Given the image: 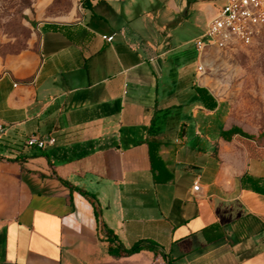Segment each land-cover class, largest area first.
Segmentation results:
<instances>
[{"label":"crops","instance_id":"obj_1","mask_svg":"<svg viewBox=\"0 0 264 264\" xmlns=\"http://www.w3.org/2000/svg\"><path fill=\"white\" fill-rule=\"evenodd\" d=\"M209 1L72 0L36 51L0 58V264H264V193L242 182H264V113L198 70L219 50H196L203 33L177 43ZM137 243L158 253L109 252Z\"/></svg>","mask_w":264,"mask_h":264},{"label":"rangeland","instance_id":"obj_2","mask_svg":"<svg viewBox=\"0 0 264 264\" xmlns=\"http://www.w3.org/2000/svg\"><path fill=\"white\" fill-rule=\"evenodd\" d=\"M209 2L220 8L225 3L224 0ZM162 6L163 3L154 2L150 9ZM70 7L72 0L50 3L48 0H0V58L36 51L38 24L66 14ZM207 21V15H201L198 25L182 24L177 43L182 48L192 47V39L205 32ZM206 57L204 74L211 86L232 101L236 110L261 116L264 113V30L257 42L245 50H211Z\"/></svg>","mask_w":264,"mask_h":264},{"label":"built area","instance_id":"obj_3","mask_svg":"<svg viewBox=\"0 0 264 264\" xmlns=\"http://www.w3.org/2000/svg\"><path fill=\"white\" fill-rule=\"evenodd\" d=\"M223 7L209 22L205 32L194 40V45L199 53L208 48L233 52L245 50L253 46L264 30V0H224ZM107 41H112L114 35L103 36ZM198 70L205 72L204 65H199ZM4 131L0 125V133ZM54 138L48 140L38 136H31L27 144L44 148L47 143H54ZM196 184L194 190H198Z\"/></svg>","mask_w":264,"mask_h":264},{"label":"trees","instance_id":"obj_4","mask_svg":"<svg viewBox=\"0 0 264 264\" xmlns=\"http://www.w3.org/2000/svg\"><path fill=\"white\" fill-rule=\"evenodd\" d=\"M86 1L87 0H83L84 7L88 8V9L92 8V6L87 4ZM196 91L200 92L202 100H204V103L208 109H215L217 103L207 89L197 87ZM235 134H241L247 138H253L252 135H249V134L243 132L240 128H237V127H234V128L227 130V131H222L223 137L228 141H230ZM149 149H150V156H151L152 163L155 165V161H157L160 158L158 143L150 142ZM242 182L244 184H246V183L250 184L251 187L256 192L264 193V182L261 179L254 178V177L246 174L245 176H243ZM109 241L110 242L113 241V238L111 236L109 237ZM142 249H150V250H153L156 253H158L156 246H154L153 244H150V243L149 244L148 243H137V244H134L130 248H120V249H115V248L110 246L109 252L115 256H122V255H130V254L139 252Z\"/></svg>","mask_w":264,"mask_h":264}]
</instances>
